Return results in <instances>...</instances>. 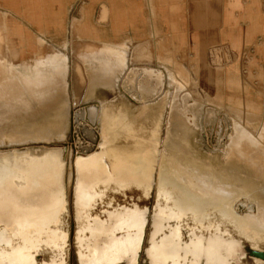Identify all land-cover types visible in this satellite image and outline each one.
<instances>
[{
    "label": "rangeland",
    "instance_id": "rangeland-1",
    "mask_svg": "<svg viewBox=\"0 0 264 264\" xmlns=\"http://www.w3.org/2000/svg\"><path fill=\"white\" fill-rule=\"evenodd\" d=\"M9 1L0 0V74L11 75L6 84L0 75V222L18 226L0 225V255L17 264H98L103 240L136 246L143 225L139 264H151L145 251L165 237L174 240V256L161 249L165 264H195V249L203 262L216 251L225 264H249L245 248L264 250V0H254L239 49L215 46L198 80L179 68L178 95L144 103L116 78L90 84L86 0L67 7L64 38L36 36L41 0ZM10 53L20 55L11 70ZM93 56L97 73L126 66L118 46ZM144 105L150 114L142 117ZM29 217L30 228L19 230Z\"/></svg>",
    "mask_w": 264,
    "mask_h": 264
},
{
    "label": "crops",
    "instance_id": "crops-1",
    "mask_svg": "<svg viewBox=\"0 0 264 264\" xmlns=\"http://www.w3.org/2000/svg\"><path fill=\"white\" fill-rule=\"evenodd\" d=\"M75 1L41 0L43 18L31 21L36 31H40L36 36L66 37L67 7H73ZM254 3V0H86L88 12L83 22H88L85 38L92 50L88 68L90 84L93 78L106 81L116 78L118 83L121 80L135 88L130 95L138 102H152L163 95L171 101L178 95L176 72L179 68L187 71L195 81L198 80L197 71L209 69L212 48L223 47L225 51L227 45L231 50L239 49L242 36L250 35L248 28L252 26H248V22L255 19ZM8 4L12 7L22 3L14 0ZM105 9L106 18L103 19ZM109 45L120 47L127 55L126 66L117 70L114 76L97 73L98 64L93 56L97 49ZM147 107L151 106L148 104ZM149 114L150 109L144 105L141 116ZM130 155L132 153L126 152L128 158ZM129 241L124 242L126 246L132 245ZM108 250L104 247L100 254L104 256ZM113 251H109L111 256ZM156 258L159 259L157 253ZM197 259L200 264L204 258Z\"/></svg>",
    "mask_w": 264,
    "mask_h": 264
},
{
    "label": "bare ground",
    "instance_id": "bare-ground-1",
    "mask_svg": "<svg viewBox=\"0 0 264 264\" xmlns=\"http://www.w3.org/2000/svg\"><path fill=\"white\" fill-rule=\"evenodd\" d=\"M37 43H39V42H37ZM39 49V48H38ZM0 53H1V51H0ZM11 55H5V60H7V61H9L8 62V67L10 68V70L14 67V62H13V60H12V58H16V57H18V56H20V55H18V53H10ZM1 57V56H0ZM18 60V59H17ZM16 60V61H17ZM20 60V59H19ZM4 62V61H3ZM19 62V61H18ZM14 63V64H13ZM17 64V63H16ZM176 65V64H175ZM20 66V65H19ZM23 66V65H22ZM26 69V68H25ZM9 70V71H10ZM8 71V70H7ZM7 71H5V74H6V72ZM8 73V72H7ZM4 74V76H2L1 74V80H3V82H5L4 84H6V83H8V82H10V78H11V75L10 74H8V76H6ZM2 85V84H1ZM2 90V89H1ZM1 92V91H0ZM5 93H7V95H8V97L11 95L10 93H12L11 91H10V89L9 88H7V92H5ZM13 94V93H12ZM6 98H7V96H6ZM8 101V100H7ZM11 103V102H10ZM238 103V102H237ZM238 105H239V103H238ZM246 106V105H245ZM242 108V107H241ZM246 108H248V107H246ZM246 112H248V111H246ZM247 120H249V118L247 119ZM257 129V128H256ZM76 159V158H75ZM75 161V160H74ZM75 166H76V164H75ZM78 166V165H77ZM10 173H7V175L5 176V177H9L8 175H9ZM77 177H78V173H77V169H76V179H77ZM44 183V182H43ZM4 184H10L9 182L8 183H4ZM25 187H27V186H25ZM24 187V188H25ZM22 190V189H21ZM20 190V191H21ZM23 191H27L26 190V188H25V190H23ZM75 193H76V191H75ZM26 197H28V196H26ZM75 197H76V195H75ZM30 200H32V199H30ZM33 202V201H32ZM28 203H30V201H28ZM32 204V203H31ZM28 205V204H27ZM30 205V204H29ZM28 205V206H29ZM31 207V206H30ZM35 207H37V206H35ZM34 207V208H35ZM25 208H26V205H25ZM32 208H33V205H32ZM28 210V209H27ZM37 210H38V208H37ZM37 210L36 211H34V210H30L31 212L30 213H28V211H27V214H29L31 217L33 216V214L34 213H37ZM15 209H14V213H15ZM17 212V211H16ZM18 212H19V210H18ZM23 212V211H22ZM178 212H170L169 213V215H171L170 217H176V216H178ZM18 215V214H17ZM19 217V216H18ZM31 217H29L28 219H31ZM33 218V217H32ZM19 220V219H18ZM21 220V219H20ZM23 220V219H22ZM25 220V219H24ZM23 220V221H24ZM15 221H16V219H15ZM22 221V222H23ZM27 220H25V222H26ZM32 221V220H31ZM30 221V222H31ZM33 221H34V219H33ZM21 222V221H20ZM37 221H35V222H33V223H36ZM135 222H137V220H135V221H133V223H134V225L136 224ZM28 223V222H27ZM32 223V222H31ZM38 223V222H37ZM36 223V224H37ZM19 224V223H18ZM236 224H237V222H236ZM0 225H3V227H5L6 228V230H11L12 231V228H14V227H12L13 225H10V224H0ZM18 225H16V227H17ZM24 225H20L19 224V230L23 227ZM28 226V228H30V225H27ZM40 226V225H39ZM15 227V228H16ZM14 228V229H15ZM161 229V228H160ZM159 229V230H160ZM6 230L4 229V230H0V237L2 238V237H7V232H6ZM17 232H18V230H16ZM14 232V231H13ZM15 233V232H14ZM19 233H21V232H18L17 234H19ZM110 233H112V230H110ZM25 234H27V235H25L24 236V238H26V239H28L29 240V238L31 239V237H30V235H28V233H25ZM225 234V233H224ZM139 237V236H138ZM0 238V239H1ZM129 238V237H128ZM134 238V237H133ZM166 238V237H165ZM163 239V241H161V242H163V243H161V242H159V243H157L156 241H154L153 240V245H152V247H150V249H148V251H149V255L152 257V259H151V261H152V264H165V261H166V255L164 254V256H163V254H161V249L163 248L162 247V245L163 244H166L167 243V240L166 239ZM233 238V237H232ZM109 239V240H108ZM111 239H113V238H111ZM110 238H107V240H103V242H105V244L107 243V242H109V243H107L106 245H104V243H103V245H104V247L105 246H107V245H109L110 243H112V244H110V247H116V246H118V245H121V246H123V247H127L126 249H130V248H132V247H134L135 246V244L134 245H130V246H126V244L125 243H121V240H117L116 241V239H114L116 242H112V241H110L111 240ZM120 239V238H119ZM19 240V239H18ZM28 240H26V241H28ZM113 240V241H114ZM130 242V241H129ZM200 242V241H199ZM98 243V242H97ZM101 243V242H100ZM201 243H203V241L201 240ZM19 244H21V243H19ZM159 244H160V246H159ZM220 244H222V243H220ZM219 243H218V245H220ZM102 245V244H101ZM102 245V246H103ZM198 246V245H197ZM109 247V248H110ZM194 247V246H193ZM97 248V247H96ZM117 248V247H116ZM153 248H155V249H153ZM255 248H257V249H260V248H258V247H255ZM164 249H167V248H164ZM187 249H189V247H187ZM170 249H167V251H168V254L170 255V256H174V253H170V251H169ZM197 249H195L194 250V253H196V254H198V255H200V253H197V252H195ZM117 250H115V248H114V253L116 252ZM189 251V250H188ZM120 252H121V250H120ZM124 252V251H123ZM213 253H211L212 255H213V258H216L217 260L219 259V254L218 253H216V251H212ZM156 253L158 254V256H159V259L158 260H160V262H158L157 260H156ZM106 254H108V255H106ZM106 254L104 255V257L106 258V257H111V255L109 254V252L107 251L106 252ZM117 254V253H116ZM29 257V256H28ZM27 257V258H28ZM176 257V256H175ZM258 260H259V258H257ZM5 261V260H4ZM30 261L31 260H29V264H30ZM176 260L175 259H173L172 260V262H175ZM211 261H214V260H212L211 259ZM15 262V261H14ZM196 262V261H195ZM9 264H12V263H9ZM32 264V263H31ZM47 264V263H46ZM195 264H198V262H196ZM212 264H221V260H218V261H216V263H212Z\"/></svg>",
    "mask_w": 264,
    "mask_h": 264
},
{
    "label": "water",
    "instance_id": "water-1",
    "mask_svg": "<svg viewBox=\"0 0 264 264\" xmlns=\"http://www.w3.org/2000/svg\"><path fill=\"white\" fill-rule=\"evenodd\" d=\"M72 112V111H71ZM44 144H46V143H44ZM73 160H74V158H73ZM32 220V218L31 219H27V221L23 224L24 226L21 228L22 229V231L23 230H26L27 228H28V224H27V222H29L30 223V221ZM1 224H4L3 222H0ZM144 225H143V228H142V231H140V233H139V235L141 236V237H139L140 238V242L139 243H137V245L136 246H134V247H132V248H130V249H127L126 250V248L127 247H123V246H121V245H118V246H116V247H111L110 249H113L114 250V248H115V250H117L115 253H114V251H113V253H114V255L113 256H111L112 257V261H109L107 258V260H104L105 259V257H104V259L102 258L103 256H101V258L99 257V255H97V256H94L93 258H94V260L95 261H97V263L98 264H100L101 263V261H100V259H102V263L101 264H116V263H119V262H125V264H130V260L128 259V255L129 254H131L133 257H135V259L137 258V260H138V258H139V255L141 254V252L143 251V246H144ZM107 237V236H106ZM105 243V242H104ZM110 244H112V243H110ZM152 245H153V241H152ZM103 249V248H102ZM110 249L108 250V252L110 251ZM120 250H121V252H120ZM124 251V252H123ZM136 252V255H134V253ZM209 253H210V250L208 251ZM208 252H206V253H208ZM246 252V250L244 249V253ZM117 253V254H116ZM145 253H146V256H147V258H149L150 259V262H151V264H152V261H151V256L149 255V251L148 250H146L145 251ZM194 254V253H193ZM249 254L251 255V256H254L255 258H259V260L262 262V263H259V264H264V250L263 249H257V248H251L250 250H249ZM195 256V255H194ZM196 257H198V256H196ZM207 259H206V261H207V264H212V263H216V261H218L217 259H215V258H213V256H212V254L210 253L209 254V257H206ZM211 259L212 260H214L213 262H211ZM104 260V261H103ZM136 261V260H135ZM226 262L225 261H223L222 260V262H221V264H225Z\"/></svg>",
    "mask_w": 264,
    "mask_h": 264
},
{
    "label": "flooded vegetation",
    "instance_id": "flooded-vegetation-1",
    "mask_svg": "<svg viewBox=\"0 0 264 264\" xmlns=\"http://www.w3.org/2000/svg\"><path fill=\"white\" fill-rule=\"evenodd\" d=\"M172 217H173V216H172ZM158 218H159V216H158ZM156 227H157L158 230L161 228V227H159L157 224H156ZM156 232H157V231H156ZM170 238H171V237H170ZM165 239L167 240V243H166V244H163L162 247H163V248L170 249V248H168V246L171 245V243L169 244V241H172L173 239H169V237H166ZM161 243H163V242H161ZM245 250H246V252H245V254L243 255L244 262L248 263V259H250L251 261L249 260V264H251V263H253V264H258V263H255V261H254V259H257V258H255L254 256H251V255L249 254V250H250V248H249V249L245 248ZM194 255H195V257H196V256L200 257L199 255H196L195 253H194ZM163 256H164V255H163ZM164 257H165V256H164ZM151 259H152V258H151ZM4 260H5V261H4ZM82 260H83V259H82ZM135 260H136V261H135L134 264H139V259L137 260V258H136ZM149 260H150V259H149ZM156 260L158 261L157 258H156ZM14 261H15V262H14ZM26 261H27V260H26ZM79 261H81V259H80ZM194 261H195V260H194ZM16 262H17V261H16L15 259H12L11 257H9V259L7 260V258H4L3 255H0V264H9V263L17 264ZM196 262H198V259H197ZM23 264H28V263L24 262ZM60 264H63L62 261H60Z\"/></svg>",
    "mask_w": 264,
    "mask_h": 264
}]
</instances>
